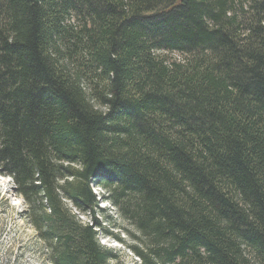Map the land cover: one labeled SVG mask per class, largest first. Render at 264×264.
<instances>
[{
    "label": "trees",
    "instance_id": "obj_1",
    "mask_svg": "<svg viewBox=\"0 0 264 264\" xmlns=\"http://www.w3.org/2000/svg\"><path fill=\"white\" fill-rule=\"evenodd\" d=\"M0 173L53 264H264V0H0Z\"/></svg>",
    "mask_w": 264,
    "mask_h": 264
},
{
    "label": "rangeland",
    "instance_id": "obj_2",
    "mask_svg": "<svg viewBox=\"0 0 264 264\" xmlns=\"http://www.w3.org/2000/svg\"><path fill=\"white\" fill-rule=\"evenodd\" d=\"M14 187L12 178L0 173V264H53L36 229L24 217L25 201ZM94 190L102 195L99 187L94 186ZM100 206L104 210L97 216L105 222L100 241L118 254L108 264H139L138 257L129 248L133 244L130 234H137L135 228L111 203L105 201ZM82 217L84 221L90 220L88 215Z\"/></svg>",
    "mask_w": 264,
    "mask_h": 264
}]
</instances>
